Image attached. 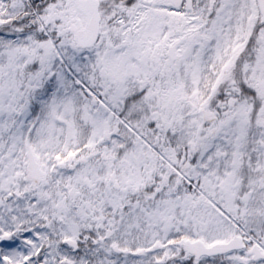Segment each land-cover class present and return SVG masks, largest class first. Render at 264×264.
Listing matches in <instances>:
<instances>
[{
  "label": "snow or ice",
  "instance_id": "1",
  "mask_svg": "<svg viewBox=\"0 0 264 264\" xmlns=\"http://www.w3.org/2000/svg\"><path fill=\"white\" fill-rule=\"evenodd\" d=\"M0 264H264V0H0Z\"/></svg>",
  "mask_w": 264,
  "mask_h": 264
}]
</instances>
